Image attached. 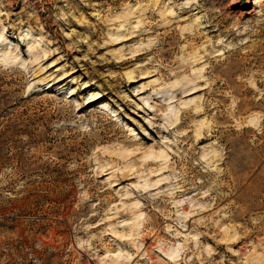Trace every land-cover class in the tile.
I'll return each instance as SVG.
<instances>
[{"label":"rangeland","instance_id":"obj_1","mask_svg":"<svg viewBox=\"0 0 264 264\" xmlns=\"http://www.w3.org/2000/svg\"><path fill=\"white\" fill-rule=\"evenodd\" d=\"M2 28L0 264H264V0H0Z\"/></svg>","mask_w":264,"mask_h":264},{"label":"bare ground","instance_id":"obj_2","mask_svg":"<svg viewBox=\"0 0 264 264\" xmlns=\"http://www.w3.org/2000/svg\"><path fill=\"white\" fill-rule=\"evenodd\" d=\"M5 28H2L0 29V44L3 43L5 41ZM9 44V43H8ZM34 51H35V47L32 48V50L30 51V53L33 55V58H36L34 56ZM46 53H44V57H45ZM38 60V59H37ZM12 58H11V54L7 53L5 55V59L4 61L2 62V65H9V64H12ZM144 78V77H143ZM177 83H175L176 85ZM161 92V91H160ZM160 92H156L155 94H158ZM101 98V96L98 94V93H93L91 96H90V103H93L95 101H98L99 99ZM183 106L187 105L186 102L182 103ZM106 104L103 103L102 106L100 108H106ZM168 111V110H167ZM129 128V127H128ZM129 131H130V134L128 135L129 137L133 136V135H136L134 130H132L131 128H129ZM138 149H136L137 151ZM139 151V150H138ZM132 151H129L126 149V151H124V154L128 155L130 154ZM143 159L147 160V159H151V160H161L163 162H166L167 160V154H165L162 150L160 149H157V150H153L151 152H149L148 154L145 153V155L143 156ZM177 253V252H176ZM176 253H172V255H169L171 259L174 258V256L176 255Z\"/></svg>","mask_w":264,"mask_h":264}]
</instances>
